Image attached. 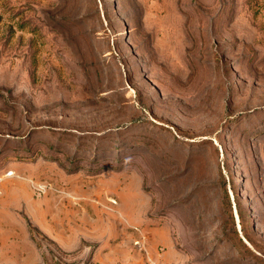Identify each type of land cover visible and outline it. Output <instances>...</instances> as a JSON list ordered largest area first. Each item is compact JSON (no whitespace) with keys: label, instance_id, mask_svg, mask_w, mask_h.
<instances>
[{"label":"rangeland","instance_id":"obj_1","mask_svg":"<svg viewBox=\"0 0 264 264\" xmlns=\"http://www.w3.org/2000/svg\"><path fill=\"white\" fill-rule=\"evenodd\" d=\"M0 178V264H264V0H0Z\"/></svg>","mask_w":264,"mask_h":264},{"label":"crops","instance_id":"obj_2","mask_svg":"<svg viewBox=\"0 0 264 264\" xmlns=\"http://www.w3.org/2000/svg\"><path fill=\"white\" fill-rule=\"evenodd\" d=\"M4 202L0 199V214L5 210Z\"/></svg>","mask_w":264,"mask_h":264},{"label":"built area","instance_id":"obj_3","mask_svg":"<svg viewBox=\"0 0 264 264\" xmlns=\"http://www.w3.org/2000/svg\"><path fill=\"white\" fill-rule=\"evenodd\" d=\"M12 174V172L10 171V172H7L6 173V176H9V175H11ZM0 180H1V178H0ZM0 194H1V187H0Z\"/></svg>","mask_w":264,"mask_h":264}]
</instances>
